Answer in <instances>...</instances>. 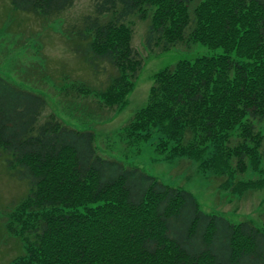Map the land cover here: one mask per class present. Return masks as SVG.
<instances>
[{
    "label": "trees",
    "instance_id": "1",
    "mask_svg": "<svg viewBox=\"0 0 264 264\" xmlns=\"http://www.w3.org/2000/svg\"><path fill=\"white\" fill-rule=\"evenodd\" d=\"M6 1L52 22L76 0ZM132 17L146 22L148 51L198 43L221 52L158 70L123 138L140 142L157 129L160 150L171 145L170 155H189L201 169L227 174L225 187L241 192L233 170L252 165L264 174L263 133L254 130V121L264 120V0H95L69 25L68 37L93 69L103 61L116 74L99 91L73 82L78 95L125 105L143 65L132 46ZM15 80L30 84L26 75ZM29 87L0 74V149L11 175L29 186L5 221L24 249L10 261L264 264V226L205 212L182 187L100 155L92 129L71 127L53 112L40 121L48 104L38 87ZM253 184L264 186V178Z\"/></svg>",
    "mask_w": 264,
    "mask_h": 264
},
{
    "label": "rangeland",
    "instance_id": "2",
    "mask_svg": "<svg viewBox=\"0 0 264 264\" xmlns=\"http://www.w3.org/2000/svg\"><path fill=\"white\" fill-rule=\"evenodd\" d=\"M94 1L76 0L60 18L46 22L31 13L13 10L8 1L0 0V74L21 86L38 87L36 90L42 92L48 104L40 121L45 113L53 112L71 127L92 129L100 155L114 157L167 184L182 187L193 194L205 212L223 214L232 222L248 219L262 228L264 186L249 183L263 179L264 174L252 165L243 172L232 171V184L241 189L237 192L232 186L225 187L227 174H217L209 167L201 169V162L189 155H170L171 145L160 150L158 142L162 132L157 129L150 130L148 136H151L140 142L130 144L123 138V130L134 122L135 114L146 104L148 90L158 70L182 59L216 55L221 48L209 49L196 43L189 48L174 46L167 51L151 52L142 46L146 22L130 18L132 46L143 57V65L134 79L132 91L126 96L125 105L109 107L88 95H78L70 87L73 82H81L97 91L104 90L116 74L115 69L103 61H99L98 70L93 69L83 56L74 52L75 42L73 37H68L69 25L79 23L81 17L92 10ZM28 68H32L29 74ZM24 75L30 78V84L15 80ZM254 130L263 133L259 153L260 169H264V120L254 121ZM28 190L26 181L11 175L6 154L0 149V264H14L10 260L24 251L20 241L7 234L5 221L8 212Z\"/></svg>",
    "mask_w": 264,
    "mask_h": 264
}]
</instances>
